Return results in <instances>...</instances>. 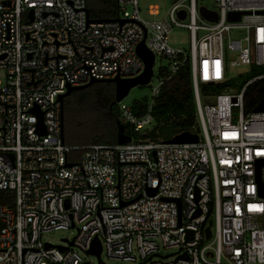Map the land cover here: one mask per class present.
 Returning <instances> with one entry per match:
<instances>
[{"label":"built area","instance_id":"2783aa9c","mask_svg":"<svg viewBox=\"0 0 264 264\" xmlns=\"http://www.w3.org/2000/svg\"><path fill=\"white\" fill-rule=\"evenodd\" d=\"M214 2L209 22L198 0H174L152 20L140 0H117L116 17L95 19L87 0H0V264H89L77 250L88 253L94 238L105 264L103 254L135 264H264V107L245 103L264 80V0ZM174 27L188 31V49L170 44ZM143 38L154 63L168 62L144 114L117 102L124 130L148 129L154 97L188 65L201 136L166 143L124 132V144H66L59 95L91 79L139 76ZM231 66L238 86L205 92L202 104L200 84L227 83ZM68 228L76 234L65 245L42 241Z\"/></svg>","mask_w":264,"mask_h":264},{"label":"trees","instance_id":"16d2710c","mask_svg":"<svg viewBox=\"0 0 264 264\" xmlns=\"http://www.w3.org/2000/svg\"><path fill=\"white\" fill-rule=\"evenodd\" d=\"M117 0H87V10L91 19L114 18L117 15ZM226 83L202 84L204 92H220ZM264 99V80L256 83L246 94V109L252 110ZM147 99L131 103L134 114L140 116L147 110ZM151 114L153 128L143 133H131L127 126L124 132L135 138L168 140L184 131L198 132L196 108L189 66L180 68L165 82L154 97ZM119 119L118 105L114 98V84L94 82L86 87L74 89L62 103L63 139H72L77 129H82L78 144L115 143L116 121ZM11 198L8 190L3 197Z\"/></svg>","mask_w":264,"mask_h":264},{"label":"rangeland","instance_id":"374dc122","mask_svg":"<svg viewBox=\"0 0 264 264\" xmlns=\"http://www.w3.org/2000/svg\"><path fill=\"white\" fill-rule=\"evenodd\" d=\"M200 4L208 7V8H214L215 2L214 0H198ZM174 0H140V9H141V15L147 19H160L166 16L168 9L172 6ZM150 6H156L158 9V14L155 16H152L148 13V9ZM129 8V7H128ZM241 32L232 31L230 33V38H240ZM169 42L170 44L175 48H183L188 49V31L185 28H177L174 27L168 34ZM167 59L165 58H159L156 57L155 63L153 66L154 76L150 83L145 86H135L131 88L128 92V94L121 100L124 104H131L133 101H137L140 99H150L151 97V86L156 84V76L158 72L159 65L166 66L167 65ZM238 70L235 67H229L227 70V75L230 81L226 83V86L235 87L238 86V82L240 81L241 77L238 75ZM3 71L0 70V77L3 78ZM199 94L201 98L202 104L204 103V97L206 94L202 90V84L199 86ZM154 123H150L145 128H153ZM148 129L141 130L139 133L147 132ZM199 130V129H198ZM83 130L77 129L75 131V135L72 139H65V143L69 145H76L78 144V140H80V137L82 135ZM200 136L201 131L199 130ZM135 138V137H134ZM76 234V230L74 228H68V229H59V230H52L49 232H46L42 235V241L52 243L54 245H65L63 243V239L70 240L74 237ZM78 255L81 257V259L89 264H99L98 260L95 255L84 253L80 250H77ZM101 258L111 264H135L133 262L129 261H120V260H109L105 257L103 254Z\"/></svg>","mask_w":264,"mask_h":264},{"label":"water","instance_id":"95a60500","mask_svg":"<svg viewBox=\"0 0 264 264\" xmlns=\"http://www.w3.org/2000/svg\"><path fill=\"white\" fill-rule=\"evenodd\" d=\"M199 14L207 21L214 22L217 19V13L214 10H210L204 5L198 6ZM87 14L88 11L86 10ZM185 16L184 11L178 12V17L183 19ZM240 12H232L229 14L228 19L230 21H237L239 19ZM106 20V19H101ZM121 22L123 19H119ZM145 38V34H144ZM144 38L137 44L136 46V53L138 57L142 60L144 63V69L143 72L134 78L130 79H123L119 77L111 78V79H105V80H96L91 79L87 84L78 86V87H67L66 91L59 95L58 100L62 106L63 100L66 96H68L72 90L74 89H80L83 87H86L87 85L94 83V82H111L114 84V98L115 102L121 101L129 92V90L135 86H145L148 84L150 78L153 75V63H154V55L153 53L145 46L144 44ZM264 107V99L261 100V102L255 107V111H260ZM34 114L38 117V130L40 132L43 131V125H42V112L38 109L37 106H34L31 110ZM61 123H62V113H61ZM63 128L61 124V134L63 133ZM130 137L124 133V125L121 123L120 119H117L116 121V137L115 142L117 144H124L127 141H129ZM198 139L196 134H192L191 132L184 131L179 134H176L172 138L165 140L166 143H186V142H196ZM70 165V164H67ZM150 194H154L155 190H150ZM210 224L211 220H209L208 226L206 228V238L209 237L210 234ZM62 249V247H60ZM100 251H101V244L98 238H94L92 241V244L90 246V249L87 251L88 253L95 255L99 264H105L100 259Z\"/></svg>","mask_w":264,"mask_h":264}]
</instances>
